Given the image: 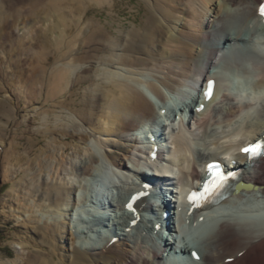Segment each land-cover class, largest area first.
<instances>
[{"label": "bare ground", "instance_id": "bare-ground-1", "mask_svg": "<svg viewBox=\"0 0 264 264\" xmlns=\"http://www.w3.org/2000/svg\"><path fill=\"white\" fill-rule=\"evenodd\" d=\"M22 1L0 0V188L7 183L11 187L2 206L17 222L12 238L22 252L16 264H176L169 255L173 250L168 238L179 231L194 233L197 238L193 244L197 248L170 240L182 246L185 257L191 250H199L200 261L190 264H264V156L253 166L240 168L238 192L219 205L198 209L185 202L188 188L202 179L207 161L231 157L246 164L238 149L264 134V19L257 14L262 0H166L161 15L154 10V0H139L147 6H141L146 15L143 22H132L128 30H117L114 36L110 28L125 30L124 19L113 12L114 0H101V7L110 10V22L100 19L102 29L88 34L66 26L64 17L60 30L56 29L59 0L29 2L31 17L25 26L43 40L55 39L66 30L103 40V53L95 64H88L96 61L94 57L81 58L83 39L69 44L70 58L52 77L45 99L51 101L65 91L69 95L40 120L33 118L29 137L34 132L46 138L51 135L47 151L39 152L34 160L30 159L32 147L21 145L19 136L13 138L14 145L7 146L1 139L13 120L6 84L11 60L7 44L11 36L24 35L15 23H1L5 11ZM156 6L161 7L159 2ZM92 13L89 10V15L99 19ZM42 72L43 68H36L33 76L25 79L27 87L14 86L13 101L18 104L23 98L30 102L28 91L39 96ZM234 75L249 89L234 88ZM83 77L94 83L90 96L82 94ZM210 79L216 81V91L204 102L201 87ZM198 103L203 104L202 109H195ZM28 111L24 108L22 115ZM167 120L177 124L168 136ZM58 123L64 131L75 133V145L54 139ZM21 126L22 121L18 132ZM148 131L157 137L156 160L148 157L153 146ZM66 147L73 150L64 156ZM48 149L61 152L47 156ZM30 161L31 167L27 165ZM38 162L40 168L35 172L33 165ZM110 166L127 173L114 174L124 183L121 196L117 195L122 201L102 200L114 186ZM144 173L154 180L143 178ZM140 184L146 192L160 191L157 198L143 203L138 216L126 209L127 201L132 211V206L138 205L133 199L137 197L134 192L142 190ZM176 200L183 207L180 214L175 213ZM85 202L87 206L81 209ZM92 206L116 211L113 217L96 215L99 219L92 226L108 231L101 241L95 238L101 232L97 228L88 232L85 229L91 226L83 223L88 221L84 211L95 215ZM156 217L165 224L158 233L153 232L150 221ZM82 218L83 225L78 224ZM183 218L188 219V225L181 223ZM113 238L118 239L114 244Z\"/></svg>", "mask_w": 264, "mask_h": 264}, {"label": "rangeland", "instance_id": "rangeland-1", "mask_svg": "<svg viewBox=\"0 0 264 264\" xmlns=\"http://www.w3.org/2000/svg\"><path fill=\"white\" fill-rule=\"evenodd\" d=\"M31 1L36 0H23L21 4L16 5L15 7L8 9L5 11V14L2 17V23L1 26L6 22L8 25L16 24L22 31L24 35H14L9 38V42L7 44L8 47V53L11 57L10 65L8 66L7 73L9 74V77L6 78V84H7V91L10 92L11 97H9V100L11 101V108L13 110V120L10 121L7 124L6 130H4L1 139L2 141L5 140L7 142V146L9 144L14 145V140L19 136L22 138L20 141L22 142L21 145H24L26 148H31L30 152V159L34 160V156L37 155L39 152L47 151L46 150V142L49 141L50 134H47L46 137H41V132L32 133V136L29 137V131L33 127V118H37L40 120L43 116V114L50 110L55 109L56 106H58L59 101L66 99L69 95L68 91L63 92L62 94L58 95L56 98L52 99L51 101H46L45 99V91H48V85L54 78H52L57 72L60 71L61 65L66 63L70 58L69 53V44L73 40H84V47L81 52V58L85 61L89 57L96 58V61L88 62L91 64H95L101 54L103 53V46L101 43L102 38H97L95 36H89L84 37L82 34H79L78 32H70V31H60L57 33L55 39H48L43 40L38 35L31 33L25 26L26 23L29 22L31 13H29V5L28 3ZM114 6H113V12H116L120 15L121 19H124L123 25L124 29H121L119 26L118 29L110 28V31L113 33V36L115 35V32L118 30L120 32L128 30L127 28L131 27L130 24L132 22H135L139 25V23L143 22L145 19V11L143 9L142 4H144L145 8L147 7L146 4L143 2L142 4L139 3V0H114ZM160 3L161 7L158 8L156 6V3ZM155 6L154 10L158 12L159 15L162 14V9H164L167 6L166 0H154ZM139 5V6H138ZM89 10L92 14L96 13L98 15V18H96L95 15H89ZM96 11V12H95ZM107 7H101V0H59V10H58V21L56 25V29L60 30L61 23L60 20L62 17L65 18L64 24L66 26H70L71 28H74L78 31H81L85 34H88L91 30H101L102 25L100 26V19L104 23L110 22L109 12ZM63 13H66V16H63ZM117 14V16H119ZM101 17V18H100ZM115 23V22H113ZM120 24V23H119ZM103 41V40H102ZM36 68H43L42 72V86H41V92L38 96L37 94H32L28 91L30 102H27L23 98L18 99V104L13 101L15 98L16 92H14L12 89L17 84L24 85L27 87V82L25 81L26 78H31L33 76L34 71ZM91 69V68H88ZM98 81V80H97ZM99 83V81H98ZM94 83L91 80V78L83 77L81 79V88L83 90L84 95L90 96L92 92V87ZM79 87V89H81ZM21 90V89H19ZM20 92V91H19ZM18 92V93H19ZM149 94V92L147 93ZM85 96V101L87 97ZM189 101V100H187ZM37 105V107H36ZM186 106V104H185ZM24 108H27L29 111L24 113ZM23 109V110H22ZM60 108H57L56 114H59ZM64 114H66V109H63ZM21 115H20V114ZM28 119V121H27ZM22 121L21 129H19V132L17 130L18 123ZM44 123H48L49 121L46 118H43ZM169 124L168 128L165 130L166 136H168L171 133V129L175 128L177 124H172L170 121L167 120ZM1 123V122H0ZM13 124V125H12ZM37 124H35L36 127ZM95 126V125H94ZM34 127V129H35ZM37 128V127H36ZM55 128L58 130V135H54V139L60 142L68 141L69 143L75 145L76 144V137L73 136L75 133L66 132L64 131V127L58 123V125L55 126ZM12 129L14 131L12 132ZM23 130V131H22ZM97 130V129H96ZM12 132V134H11ZM99 132V131H98ZM60 134H63L61 136ZM68 134V136H66ZM166 136H162V139L166 140ZM15 138V139H13ZM30 140V143H27V141ZM53 138V136H52ZM42 139V140H40ZM44 140L43 145L45 146L42 148L41 141ZM37 142V143H35ZM127 142V141H125ZM124 144V142H122ZM167 143V142H166ZM165 144V142H164ZM168 145V144H167ZM165 147V146H164ZM116 148L121 149V146H116ZM47 156L50 154H60L61 151L56 153L55 150L48 149ZM64 156L67 155L68 152H71L70 150H73L71 147L64 148ZM102 152H105V149H102ZM122 157V156H121ZM62 158V157H61ZM67 158V157H66ZM124 158V157H122ZM127 160V158H124ZM49 160V159H48ZM129 162L128 160L126 161ZM125 162L126 166L127 163ZM29 167H31L32 163L31 161L27 164ZM130 165V163H129ZM40 162H38L37 165H33V170L36 172L37 169L40 167ZM111 167V166H110ZM123 170H126L125 168H121ZM110 176L113 177V185L110 187V191L108 193H105L103 195L102 200L106 199L112 193H120L123 188V181H120L118 177H116L114 174L122 175L126 174L122 170H117L115 168L111 167ZM128 171V170H127ZM20 174H23V171H19ZM41 174L43 172H40ZM19 174V176H20ZM87 176V175H86ZM13 181V180H10ZM14 181H18L17 179H14ZM1 183V179H0ZM124 191H126L124 189ZM165 194L167 193L166 190ZM11 192L10 184H6L4 187L0 188V263H10V264H16L19 262L18 256L19 253L22 252L21 245L17 244L15 240L12 238V235L15 233V227L17 225L15 216H10L9 212H7V208H4L2 206V202ZM87 194V193H86ZM169 194H166V197H168ZM89 196V194H87ZM74 198V197H73ZM249 197H246L243 199V201H247ZM75 199V198H74ZM115 195L113 194L110 198H107V201L114 202ZM77 201V200H76ZM104 202V201H103ZM7 203L6 205H8ZM106 207V206H105ZM15 208V206H14ZM95 212V215H103L105 216H111L113 217L114 213L116 212L114 209L110 208H104L103 210H100L97 207L92 206L90 208ZM109 209V211H107ZM17 214V213H16ZM85 214V215H84ZM94 214H90L84 211L83 216L93 218ZM18 215H16L17 217ZM88 218V219H89ZM8 220V221H7ZM8 222V223H7ZM113 222V220L108 221ZM116 220L113 222L115 223ZM93 223V222H92ZM91 224H86L85 226H91L88 229V232H91V230L97 228V231L101 232L100 234H95V238L99 237V241L103 239L101 237L103 233H106L108 231L107 228H102L101 226ZM97 226V227H96ZM17 227V226H16ZM72 227V224L70 223V228ZM99 227V228H98ZM107 227H111V224H109ZM113 227V226H112ZM109 229V228H108ZM103 231V232H102ZM20 234L24 235L23 231L20 230ZM89 233L88 235H90ZM91 235L94 236V233ZM97 235V236H96ZM179 234H171V236L168 238V242L171 243L170 240L175 239L176 236ZM94 241V244L98 242ZM15 262V263H14Z\"/></svg>", "mask_w": 264, "mask_h": 264}, {"label": "snow or ice", "instance_id": "snow-or-ice-1", "mask_svg": "<svg viewBox=\"0 0 264 264\" xmlns=\"http://www.w3.org/2000/svg\"><path fill=\"white\" fill-rule=\"evenodd\" d=\"M260 14L264 15V5L261 6ZM213 86V82L209 81L208 83V89L205 91V97L209 98L210 96V90ZM242 151L247 152L250 155V158H254L257 156L264 155V140L257 142L254 145H249L247 148L242 149ZM209 171L211 172L214 165H209ZM223 187V178L220 179V182H217L215 179L210 180L205 183L203 191L196 193L193 192L189 196L190 202H192L194 205L198 203L200 200H206L208 197L215 195L221 188ZM192 256L194 258H197V255L195 252L192 253Z\"/></svg>", "mask_w": 264, "mask_h": 264}]
</instances>
